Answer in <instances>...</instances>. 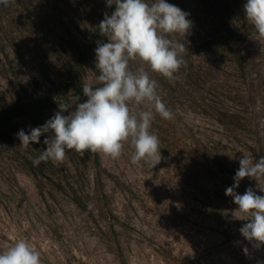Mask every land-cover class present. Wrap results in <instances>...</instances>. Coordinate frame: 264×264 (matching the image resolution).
<instances>
[{"label": "rangeland", "instance_id": "rangeland-1", "mask_svg": "<svg viewBox=\"0 0 264 264\" xmlns=\"http://www.w3.org/2000/svg\"><path fill=\"white\" fill-rule=\"evenodd\" d=\"M167 2L189 13L192 21L186 38H167L183 44L188 39L190 46L220 34L224 27L251 24L244 13L246 0ZM114 5L107 0H9L0 5V111L49 100L32 114L0 121V251L24 239L40 252L41 264L264 262V246L257 249L241 235L239 229L248 221L235 217L241 215L237 205L225 195L234 184L240 158L264 156V37H250L242 45L249 80H254L244 88L256 99L241 107L246 130L235 132L205 105H194V80H181L180 71L169 80L144 64L173 113L170 120L154 113L150 132L159 138L161 154L154 167L134 163L128 143L116 159L102 152L96 156L85 151L82 156L69 150L63 161H42L39 166L33 158L46 149L48 134L26 149L18 144L20 132L42 126L60 106H69L62 112L68 115L85 102L84 83L98 86L95 52L78 69L77 82H69L70 74L94 27ZM226 7L232 9L231 16ZM192 53L185 47L183 64L192 60L193 67L221 71L216 93L233 91L238 73L227 53L215 58ZM140 66V61H130L133 71ZM206 80L200 92L210 97L212 79ZM129 107L136 113L146 110V105L134 102ZM248 188L264 195V177H245L235 191L244 194Z\"/></svg>", "mask_w": 264, "mask_h": 264}, {"label": "clouds", "instance_id": "clouds-1", "mask_svg": "<svg viewBox=\"0 0 264 264\" xmlns=\"http://www.w3.org/2000/svg\"><path fill=\"white\" fill-rule=\"evenodd\" d=\"M8 3L9 0H0V5ZM107 4L116 7L99 24L108 42L100 43L95 49L98 86L84 83L82 90L88 99L78 103L74 111L63 115L69 106H60L61 111L42 126L31 128L28 133L20 132L16 137L18 144L26 149L48 134L43 141L46 149L33 158L35 166L42 161H63L69 150L82 156L85 151L102 152L116 159L121 156L125 143L134 149V163L145 161L154 167L161 160L159 138L150 128L154 113L166 120L172 119L173 113L158 95L157 83L143 65L173 80L184 63L185 45L167 37L180 34L186 38L192 21L188 19L189 13L167 0L151 3L149 0H107ZM243 7L258 36L264 37V0H246ZM130 61H140L141 66L133 71ZM133 102L146 105V110L131 111L129 104ZM239 165L234 184L225 190V195L233 197L237 205L236 211L241 215L235 217L248 221L239 229L241 235L255 242L254 246L259 249L264 246V195H257L252 188L244 194H238L235 189L245 177H264V156L255 159L243 155ZM260 191L264 192V188ZM244 251L247 254L246 248ZM0 264H41L40 252L27 240L19 239L0 251Z\"/></svg>", "mask_w": 264, "mask_h": 264}, {"label": "trees", "instance_id": "trees-1", "mask_svg": "<svg viewBox=\"0 0 264 264\" xmlns=\"http://www.w3.org/2000/svg\"><path fill=\"white\" fill-rule=\"evenodd\" d=\"M114 8L110 9L107 15H111L115 10ZM228 14L231 16L233 11L231 8L226 7ZM103 16L102 20L104 19ZM100 24V23H99ZM99 24L94 27L92 38L89 40L88 45L85 50L81 51V56L78 59L77 63L72 67L70 74V81L77 82L76 73H78V69L84 65V63L90 58L91 54L95 52V49L98 47L100 43L107 37L105 34H102L99 29ZM258 34L256 33L252 24L244 25L241 27H224L220 31V34L210 36L209 38L202 39L199 43L195 45H191L190 40H185L184 45L188 53L192 51V55L202 56V55H212V57L221 56L218 53L223 52L227 53L229 56V61L233 64L237 70V75L235 76L234 82L236 86L233 87V91L222 94V92L216 91L219 89L221 85V71L215 70V68L208 70V68L202 69L201 67H193L192 60L183 64V66L179 69L180 71V79L184 81H192L194 80V105L200 107L205 105L208 110L214 112V115L217 117L221 124L229 126L235 132L242 131L243 129H247V118L241 110V107L245 105H253L255 104V98H251L247 95L245 90V86L248 84L251 85L250 82L254 81L249 80L251 73L247 68V58L243 49V43H245L250 37H255ZM193 42H194V38ZM220 58V57H218ZM205 62H210L205 60ZM190 66L194 69V74L190 72L188 69ZM204 74V75H203ZM230 75V74H229ZM231 77V75H230ZM206 78H210V85L214 94H211L210 97H204L201 94V89H205L204 85L207 84L205 81ZM205 79V80H203ZM176 82V81H175ZM177 83V82H176ZM87 98L85 95L83 96ZM250 99L252 102H249ZM53 101V100H52ZM49 100L43 101H31L26 102L21 105H16L11 108H3L0 111V121L1 120H10L15 115L21 114H32L35 109L40 106L47 105ZM229 103H233L235 105L231 106ZM253 154H257L255 149L251 150ZM96 156H98L97 152H93ZM28 161L31 162L28 157ZM97 165L99 164V160L97 158Z\"/></svg>", "mask_w": 264, "mask_h": 264}]
</instances>
